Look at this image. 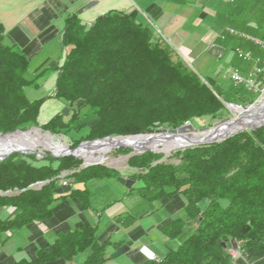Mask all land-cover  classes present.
Instances as JSON below:
<instances>
[{
	"label": "trees",
	"instance_id": "16d2710c",
	"mask_svg": "<svg viewBox=\"0 0 264 264\" xmlns=\"http://www.w3.org/2000/svg\"><path fill=\"white\" fill-rule=\"evenodd\" d=\"M252 1L254 6L248 5L247 11L257 17L255 25L249 23L243 31L230 13L226 16L228 27L264 39V0ZM231 4L234 11L237 0ZM5 35L0 20L3 133L39 125L47 97L30 99L27 91L40 88L53 72L57 73L54 98L63 101L71 114L57 113L41 127L71 136L88 127L74 145L82 140L178 128L197 119L221 116L227 102L242 101L247 95L252 102L256 100L257 94L234 82L222 88L212 78H202L175 57L172 46L150 24L128 12L110 10L90 24L77 12L69 14L62 31V64L32 77L30 59L18 44L6 43ZM219 41L232 43L234 51L249 43L231 34H224ZM122 151L127 152L125 148ZM174 155L178 163H168L162 153L152 151L128 160L129 166L138 170L128 176L136 181L129 192L149 202L177 195L186 201L184 215L163 228L169 238L179 239L178 247L160 261L136 264H232V250H240V258H246L247 264H264V127L243 130L221 142L180 149ZM46 159L40 163L34 154L16 152L0 162V210H15L10 218L0 217V254L9 233L50 219L61 199L74 197L89 208V182L123 175L102 164L82 168V160L73 155ZM63 172H68L72 188L60 194L57 188ZM40 182L45 183L36 187ZM189 222L197 227L186 232ZM110 245L109 239L98 241L97 225L82 224L59 232L33 258L13 264H70L85 252L88 255L81 264H109Z\"/></svg>",
	"mask_w": 264,
	"mask_h": 264
},
{
	"label": "crops",
	"instance_id": "0c3cea01",
	"mask_svg": "<svg viewBox=\"0 0 264 264\" xmlns=\"http://www.w3.org/2000/svg\"><path fill=\"white\" fill-rule=\"evenodd\" d=\"M237 3L233 11L228 0H0V20L6 28L5 42L18 44L30 59L31 77L45 68L62 64L63 55L65 56L62 31L69 14L77 12L84 23L90 24L101 14L120 10L150 24L157 35L172 46L176 58H181L202 78H212L224 88L231 82L225 78L229 68L248 74L255 65L254 61L238 59L232 43L219 41L221 33L229 25L226 17L228 14L233 13L231 17L239 20L243 31H246L249 23L255 25L257 21L255 14L247 11L254 6L252 0H237ZM79 10L82 11L79 13ZM242 47L264 57V50L260 48L246 42ZM56 78L57 73H51L43 80L42 86L36 89L49 86L50 93L40 96L47 97L41 109V113L44 107L49 109L47 122L62 112L65 106L63 101L52 96ZM109 179L89 182V190L95 184L99 193L97 197L90 190L89 208H84L77 198L66 197L55 204L54 215L50 219L33 222L9 233V238L2 245L0 264H13L21 258H33L40 248L54 241L59 232L73 230L82 224L97 225V239L100 243L108 239L113 241L116 237V244L121 246L127 241L132 242L130 250L122 255L123 258L120 256L112 259L109 264L144 262L148 260L146 250L154 252L162 259L170 249L178 247L179 239L169 238L163 228L184 215V197L177 195L170 200L153 201L154 204L140 217L131 215L132 217L126 218L123 214L128 212L127 209H135L139 205L140 196L129 192L131 188L123 183L122 188L111 186L110 194L120 195L123 199L133 197V200L128 205L123 199L116 200L104 207V210H99L104 202L103 198L106 197L100 192L101 189H110ZM14 214L15 210L11 207L0 210L1 218H10ZM186 232H189V226ZM112 246L108 249L110 255L118 249H111ZM87 255L88 252L82 253V257L78 256L70 264H81ZM56 264L65 263L60 261Z\"/></svg>",
	"mask_w": 264,
	"mask_h": 264
},
{
	"label": "bare ground",
	"instance_id": "6f19581e",
	"mask_svg": "<svg viewBox=\"0 0 264 264\" xmlns=\"http://www.w3.org/2000/svg\"><path fill=\"white\" fill-rule=\"evenodd\" d=\"M237 117L231 124L224 123L218 127L216 132L203 131L199 133H187L185 135H159V134H144L134 137H118L98 141L84 145L77 151V154L84 158L87 164L98 162L102 155L97 156L96 152L105 153L118 146H135L137 152H143L151 149L158 152L169 153L175 148H185L191 142H197L208 137L226 136L240 128H245L247 123H264V101L253 105L250 109L243 110L240 107H232ZM218 131V133H217ZM44 148L51 151L54 155H60L68 152L69 146L54 141L50 133H43L40 128L34 127L25 132H17L7 136H0V155L16 148L21 153H33L39 148ZM131 148V147H130ZM134 151V150H133ZM102 163V162H101Z\"/></svg>",
	"mask_w": 264,
	"mask_h": 264
},
{
	"label": "rangeland",
	"instance_id": "374dc122",
	"mask_svg": "<svg viewBox=\"0 0 264 264\" xmlns=\"http://www.w3.org/2000/svg\"><path fill=\"white\" fill-rule=\"evenodd\" d=\"M12 2H14V1H12ZM224 31L221 33V35L224 33ZM221 35H220V37H221ZM220 37H219V39H220ZM249 44H251V42H249ZM251 45H254V44H251ZM240 47H242V46H240ZM257 48H259V47H257ZM260 56L263 57L262 55H260ZM63 58H64V55H63ZM241 61H244V60H241ZM225 78L228 79V81L233 82L228 76L225 77ZM48 89H49V86L48 87L45 86L44 88H42L40 90H36L34 88L28 89V91H29L28 94H29V97L31 99H36V98H38L40 96L48 95L50 93V92H48L49 91ZM54 94H55V91H54V93L52 95L53 97H54ZM262 101H264V90H263V92H260L259 94L256 95V100L254 102L251 101V96L250 95H247V96H244V98L242 99V101L241 100H237L234 103L237 104V105L242 106L244 109H248L251 105L259 104ZM66 108H68V107L65 104L62 112H64V110ZM70 114H71V110L69 109L68 114H65V115L68 117ZM48 115H49V109L46 108V107H44V109H43V111H42V113H41V115L39 117V125L38 126H31L28 129H26V130H29V129L34 128V127H38V128L41 129V131L43 133H50L51 136L53 137L54 141H56L57 143L66 144V145L69 146V148H72V149L78 147L80 144H82L85 141H92V140H82L78 145H74V140L77 139V138H79L81 135H85L87 133V131H88V127H84L81 130V132H79L77 134L73 133L72 136L71 135H65V134H54L52 132H49L48 130H44L41 127V125L47 122L46 119H48V117H49ZM236 117H237V115L226 105V111H224V113L221 116H219L217 118L205 117V118H202V119L194 120L191 123L196 127L197 131H199L200 129H203V128H206V127L212 128L218 122H227V121H230L232 119H235ZM219 130L220 129H218V131ZM218 131H217V133H218ZM197 133H199V132H197ZM144 134H146V133H144ZM93 140H95V139H93ZM123 148H125V150H127V152H123L122 151ZM180 149H185V148H175V149H172L169 153L158 152V151H156L155 153H162L164 155L163 156V160L166 161V162H168V163H178L179 162L178 157L175 156L174 153L177 150H180ZM37 151L38 152L39 151H43V152H46L47 153V156H51V157H54V158H58V157L53 156V153L51 151L47 150V149H44V148H41L40 147ZM146 151H152V150L151 149H148V150H145L143 152H137L135 146H133V145L132 146H129V147H125V146H122L121 145V146L115 147L112 150L107 151V152L102 153V154L100 152H96V155L97 156L102 155L101 159L98 161V162H102V163H99V164H102V165L108 166L110 168L116 169V170L120 171L123 174V176H125V177L128 178V176H130L134 172H137L138 171L137 169L131 168L129 166V164H128L129 158L131 156H133V155H139V154H142V153H144ZM152 152H154V151H152ZM17 153H19V152H17ZM22 154H26V153H22ZM33 154L36 156L37 162L43 163V162H46L47 161V159H46L47 156L38 155L37 153H32V155ZM27 155H31V154H27ZM67 156H69V155H67ZM77 158H79V159L82 160L81 167L84 168L83 163L86 162L85 159L82 158V157H77ZM91 165H95V164H91ZM67 174H68V172H63L60 175V178H61V181H60L61 186H62V183H63L64 180L67 182V185L68 184H71L70 183V180L66 176ZM104 185H105V183H104ZM108 185L110 186V189H107V188L105 190L101 189L102 192H100V190H99V192L101 193V195L106 196L105 198H103L104 202H102L103 204H102V206H100L99 210H104V207H108L110 205V203H115L116 200L123 199V197L120 196V195L115 196V194H110L112 192L111 186H114V188H122V187H124L121 184V182L119 181L118 177H117V179H115V178L109 179L108 180ZM35 186L36 187H40L39 183L37 185H35ZM97 189L98 188L96 187L95 184L91 185V187H90V190H92V192L94 193V195H96L98 197L99 193L97 192ZM8 193L9 194H14V192H8ZM15 193H16V191H15ZM131 200H133V197L124 198L123 199V202L125 204H127ZM140 200H141V202L139 203V205L135 209H131V210H128L127 209L126 210V212L127 211L130 212V214L127 212L129 215L127 213H125L123 215H125V217L126 216L127 217H132L131 215H133V217L134 216L135 217H140L142 214L145 213V211H147V209H149V207H151L150 206L151 204H154L153 202H149V201H147V200H145V199H143L141 197H140ZM104 212H106V210ZM196 227H197V224L196 223L189 222V232L193 231ZM116 239H117V237H116ZM116 239L115 238L113 239V241H112L113 242V246L111 247V249H115V247L118 246V244L116 245V242H117ZM128 242H130V241H127L126 243H128ZM117 250H115V251H117ZM115 251H113L111 253V255ZM79 257H82V254ZM121 257H122V255H121ZM232 259H233V257H232ZM124 260H126V259H123V261ZM149 260H151V259H149ZM160 260L161 259L158 257V260H154V261H160ZM238 261H240L242 264H247V262H248L246 258H240V259L238 258L237 260L236 259H233V262H235V263L238 262ZM240 262H239V264H240Z\"/></svg>",
	"mask_w": 264,
	"mask_h": 264
},
{
	"label": "water",
	"instance_id": "95a60500",
	"mask_svg": "<svg viewBox=\"0 0 264 264\" xmlns=\"http://www.w3.org/2000/svg\"><path fill=\"white\" fill-rule=\"evenodd\" d=\"M82 10H79V13L81 12ZM226 105L232 110V107L236 106V107H240L242 108L243 110H248L250 109L253 105H251L248 109H244L242 106L240 105H237L235 103H226ZM233 111V110H232ZM69 112V109L66 108L64 110V114H68ZM234 112V111H233ZM235 113V112H234ZM235 120L232 119L230 121H227V122H218L214 125V127L210 128V127H206V128H203V129H200L199 131H197L196 127L191 123V122H188L178 128H160V129H151L148 133L146 134H159V135H185L189 132L191 133H197V132H202V131H212L213 133L216 132V130L218 129V127L224 123H228V124H231L233 123ZM260 127H264V123H260V124H256V123H247L245 125V128H240L226 136H222V137H216V136H212V137H208L206 139H203V140H200V141H197V142H191L190 145L188 147H191V146H199V145H204V144H210V143H214V142H221L227 138H229L230 136L238 133V132H241L243 130H246V129H252V130H255L257 128H260ZM25 131H28V130H22V129H17L15 131H11V132H6V133H3V132H0V136H7L9 134H15L17 132H25ZM50 132V131H49ZM140 135H144V134H137V135H126V136H122V135H119V136H107L105 138H99V139H95V140H92V141H85L83 142L82 144H80L78 147L76 148H68V152L64 153V154H60V155H54L55 157H64V156H67V155H73V156H76V157H80L78 154H77V151L79 149H81L84 145L86 144H91V143H95V142H98V141H103V140H107V139H112V138H118V137H122V138H125V137H134V136H140ZM187 148V147H185ZM154 151V150H152ZM18 152L16 148H13L11 149L10 151L4 153L3 155H0V162L1 161H4L6 158H8L11 154L13 153H16ZM156 152V151H154ZM33 153H37L38 155H44V156H47V153L46 152H43V151H33ZM26 154H29V153H26ZM32 154V153H30ZM101 162H96V163H90V164H87L86 162L83 163L84 167H87L91 164H99ZM119 181L123 184H125L128 188H132L135 184V181L133 179H130V178H127L125 176H119L118 177ZM45 182H40L39 185H43ZM72 188V185L71 184H68V185H62L60 186L59 188H57V192L62 194V193H67L71 190ZM131 245H132V242H128L126 243L125 245H123L122 247H120L117 251H115L111 257L112 259H116L118 257H120L121 255L127 253L130 248H131Z\"/></svg>",
	"mask_w": 264,
	"mask_h": 264
},
{
	"label": "built area",
	"instance_id": "2783aa9c",
	"mask_svg": "<svg viewBox=\"0 0 264 264\" xmlns=\"http://www.w3.org/2000/svg\"><path fill=\"white\" fill-rule=\"evenodd\" d=\"M231 3H234L236 0H228ZM224 34H231L245 39L248 42L256 45L260 49L264 50V39L253 36L246 32L236 30L233 27H226L224 33L221 35V38H224ZM237 57L244 61H254L255 65L252 71L248 74H243L239 69L229 68L227 70L228 77L237 85H241L247 90L259 94L264 90V58L261 56L255 55L252 51L246 50L242 47H237L235 49ZM188 123V122H187ZM62 185H67V182L64 180ZM147 258L151 260H158V256L152 251H145ZM231 255L233 259H238L242 257L240 250H232Z\"/></svg>",
	"mask_w": 264,
	"mask_h": 264
}]
</instances>
